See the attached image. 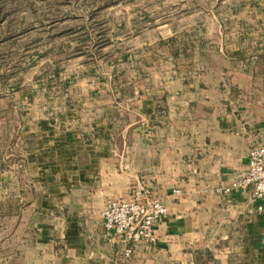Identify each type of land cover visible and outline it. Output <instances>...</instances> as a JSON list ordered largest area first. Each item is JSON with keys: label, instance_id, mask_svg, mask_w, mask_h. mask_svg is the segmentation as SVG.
Wrapping results in <instances>:
<instances>
[{"label": "crops", "instance_id": "crops-1", "mask_svg": "<svg viewBox=\"0 0 264 264\" xmlns=\"http://www.w3.org/2000/svg\"><path fill=\"white\" fill-rule=\"evenodd\" d=\"M249 10L232 33L215 20L205 40L216 43L190 67L170 66L127 91L65 83L59 102L33 90L22 112L0 116V200L19 206L0 224L18 254L0 260L264 264V200L222 191L246 174L249 150L264 146V81L254 75L264 56V0ZM141 191L167 214L154 226L156 242L126 258L101 212Z\"/></svg>", "mask_w": 264, "mask_h": 264}, {"label": "rangeland", "instance_id": "rangeland-1", "mask_svg": "<svg viewBox=\"0 0 264 264\" xmlns=\"http://www.w3.org/2000/svg\"><path fill=\"white\" fill-rule=\"evenodd\" d=\"M251 3L0 0V116L22 112L17 106L33 90L59 102L57 88L65 83L85 79L127 91L167 75L170 66L190 67L201 48L216 43L205 40L217 31L215 20L224 24L221 32L232 33L237 18L248 20Z\"/></svg>", "mask_w": 264, "mask_h": 264}, {"label": "built area", "instance_id": "built-area-1", "mask_svg": "<svg viewBox=\"0 0 264 264\" xmlns=\"http://www.w3.org/2000/svg\"><path fill=\"white\" fill-rule=\"evenodd\" d=\"M246 174L222 191L225 194L251 190L254 201L264 200V146H254L248 152ZM179 191L175 190L174 194ZM258 211L262 207L257 208ZM167 214V208L147 192L135 193L129 200L113 199L106 202L101 218L106 231L119 240L123 256L131 257L138 244L152 245L156 242L154 226Z\"/></svg>", "mask_w": 264, "mask_h": 264}, {"label": "trees", "instance_id": "trees-1", "mask_svg": "<svg viewBox=\"0 0 264 264\" xmlns=\"http://www.w3.org/2000/svg\"><path fill=\"white\" fill-rule=\"evenodd\" d=\"M256 72L254 75H257L259 78L263 79L264 81V56L258 58L255 64ZM17 202L12 200H0V224L4 221L5 218L10 217L9 213H11L18 209ZM1 226H0V233H1ZM8 237H0V258L7 257L9 255H17L18 253L16 250L10 248L5 243ZM12 264H18L17 260H13Z\"/></svg>", "mask_w": 264, "mask_h": 264}]
</instances>
